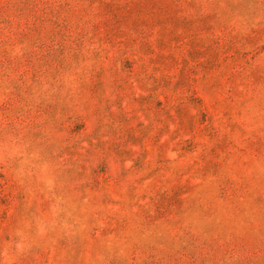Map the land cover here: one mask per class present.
Listing matches in <instances>:
<instances>
[{
    "label": "rangeland",
    "instance_id": "374dc122",
    "mask_svg": "<svg viewBox=\"0 0 264 264\" xmlns=\"http://www.w3.org/2000/svg\"><path fill=\"white\" fill-rule=\"evenodd\" d=\"M0 264H264V0H0Z\"/></svg>",
    "mask_w": 264,
    "mask_h": 264
}]
</instances>
